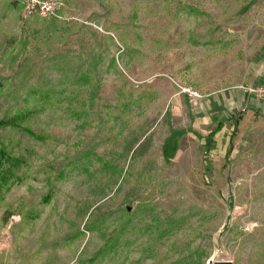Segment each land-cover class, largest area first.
Instances as JSON below:
<instances>
[{
  "label": "rangeland",
  "instance_id": "374dc122",
  "mask_svg": "<svg viewBox=\"0 0 264 264\" xmlns=\"http://www.w3.org/2000/svg\"><path fill=\"white\" fill-rule=\"evenodd\" d=\"M63 3L0 0V120L42 137L0 127V264H264V104L220 110L264 83V0Z\"/></svg>",
  "mask_w": 264,
  "mask_h": 264
},
{
  "label": "trees",
  "instance_id": "16d2710c",
  "mask_svg": "<svg viewBox=\"0 0 264 264\" xmlns=\"http://www.w3.org/2000/svg\"><path fill=\"white\" fill-rule=\"evenodd\" d=\"M32 113V111H19L11 117L1 119L0 127L21 130L30 137L41 140L42 137L40 135L23 126ZM236 125L235 123L234 126L236 127ZM25 165L26 160L23 156L14 155L7 147L0 146V202L4 200L5 195L11 187L21 181L20 172ZM5 220H7V217H5Z\"/></svg>",
  "mask_w": 264,
  "mask_h": 264
},
{
  "label": "built area",
  "instance_id": "2783aa9c",
  "mask_svg": "<svg viewBox=\"0 0 264 264\" xmlns=\"http://www.w3.org/2000/svg\"><path fill=\"white\" fill-rule=\"evenodd\" d=\"M21 4L23 18L34 14L40 17H57L58 11L64 7L63 0H21ZM244 91L264 104V83L246 87Z\"/></svg>",
  "mask_w": 264,
  "mask_h": 264
},
{
  "label": "crops",
  "instance_id": "0c3cea01",
  "mask_svg": "<svg viewBox=\"0 0 264 264\" xmlns=\"http://www.w3.org/2000/svg\"><path fill=\"white\" fill-rule=\"evenodd\" d=\"M248 104H249V107H254L255 109L257 106H260L245 91H241V93L237 92V93H232V94L226 92V96L222 98L220 110L226 111L228 114L229 111L232 112L238 109L243 110V108L247 107ZM223 115L221 116L222 118H223ZM237 125H238V122H237Z\"/></svg>",
  "mask_w": 264,
  "mask_h": 264
},
{
  "label": "water",
  "instance_id": "95a60500",
  "mask_svg": "<svg viewBox=\"0 0 264 264\" xmlns=\"http://www.w3.org/2000/svg\"><path fill=\"white\" fill-rule=\"evenodd\" d=\"M213 264H230V263L227 261H214Z\"/></svg>",
  "mask_w": 264,
  "mask_h": 264
}]
</instances>
